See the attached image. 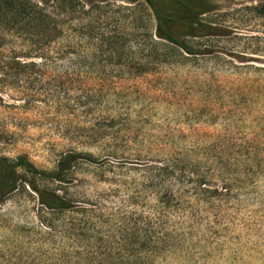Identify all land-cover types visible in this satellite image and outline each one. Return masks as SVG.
<instances>
[{
    "label": "rangeland",
    "instance_id": "rangeland-1",
    "mask_svg": "<svg viewBox=\"0 0 264 264\" xmlns=\"http://www.w3.org/2000/svg\"><path fill=\"white\" fill-rule=\"evenodd\" d=\"M213 1L205 20L221 36L188 40L193 55L154 36L151 48L142 4L69 0L65 36L39 57L0 15V158L52 173L72 155L65 183L36 184L94 209L53 216L28 188L8 196L0 264L114 259V212L154 218L165 193L166 240L149 264H264V0ZM7 57L37 67L6 72Z\"/></svg>",
    "mask_w": 264,
    "mask_h": 264
},
{
    "label": "trees",
    "instance_id": "trees-1",
    "mask_svg": "<svg viewBox=\"0 0 264 264\" xmlns=\"http://www.w3.org/2000/svg\"><path fill=\"white\" fill-rule=\"evenodd\" d=\"M119 1L132 5L142 4L149 9L151 22L154 24L151 48L158 45L156 40H159L173 49L193 55L194 51L188 46V40L221 36L220 30L205 20L208 15L215 12L213 0ZM67 3L69 0H59L56 6H49L46 0H42L39 4L26 0H0V15L5 20L12 15L15 20L20 21L19 32L25 37L33 36L35 38L37 45L35 50L37 54L35 55L37 56L44 53L48 49L47 46L51 47L65 36V24L61 18L66 14ZM51 9L53 10L51 11ZM259 16L264 19V6L261 7ZM14 19L7 24L8 29ZM153 36L156 40L152 39ZM32 55L25 54L24 58H30ZM19 58H6L3 66L6 72L12 68L19 73H24L28 69L37 67V64L24 63ZM73 158L70 154L65 155L58 163L56 171L52 173L37 169L25 157H19L15 161L0 158V202H5L8 196L20 189L28 188L37 195L40 205L48 215L67 214L75 212V210L89 215L94 209L76 208L60 196L58 191L41 189L36 184L37 180L65 183V176L72 170L69 164ZM166 171L167 168H159L157 177H163ZM165 194L166 198H160V194L159 198H156L161 213L157 216L154 215V218H143L142 215L131 212L123 213L121 210L114 212V217L120 218L119 221H121L118 226L119 232L114 235V259L112 252L107 249L105 253L98 256L101 259L100 264L107 262L105 258L114 260V264H149V261L158 252L161 242L166 240V236L162 232L163 211H168L170 202L167 201L168 193ZM49 227L52 230L55 229L54 223L49 224Z\"/></svg>",
    "mask_w": 264,
    "mask_h": 264
}]
</instances>
